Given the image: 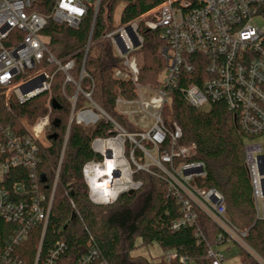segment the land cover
<instances>
[{
	"label": "built area",
	"instance_id": "1",
	"mask_svg": "<svg viewBox=\"0 0 264 264\" xmlns=\"http://www.w3.org/2000/svg\"><path fill=\"white\" fill-rule=\"evenodd\" d=\"M35 1L0 0V99L12 112L9 103L12 94L22 103L48 93L46 112L35 121L13 114L23 134L0 126V153L6 155L0 163V182L16 166L30 167L31 177L35 179L38 163L47 159L46 134L56 119L52 117V85L57 72L64 75L61 92L70 102L71 110L50 192L39 188L35 180L29 188L22 184L11 188L0 184V217L18 225L7 245L0 249V264H25L14 256V245L25 239L34 225L42 224L44 235L72 123L89 127L102 119L112 125L110 135L95 137L91 142V148L102 159L89 160L82 169L92 203L112 204L122 193L139 189L142 181L134 175L145 172L163 181L169 194L181 205L182 217L173 223V229L196 225L198 212L219 227L221 246H211L208 250L212 264L227 261L221 249L226 240L264 264V258L246 242L247 231L238 229L228 218L223 193L199 185L206 170L202 161L190 160L196 146L183 144L182 127L176 122L167 125L163 118L170 95L177 90L196 108L223 104L236 115L237 124L249 137L264 133V27L253 24L255 18H264V0H162L136 20L104 35L122 63L115 69L114 77L130 80L135 88V98L116 100L117 110L132 124L141 125L135 131L126 130L92 97L94 79L86 69L91 37L80 57L66 62L57 59L41 34L48 17L32 9ZM90 3L94 4L96 16L101 0H55L50 17L57 23L77 28ZM141 25L156 31L165 42L161 54L166 75L157 87H149L140 80L136 54L144 46ZM86 81L89 85H85ZM69 85L73 87L71 94L67 92ZM245 162L257 216L264 217L260 208L264 198L262 144L246 142ZM64 192L70 195L69 189L64 188ZM70 201L83 221L75 203ZM197 235L203 236L200 229ZM65 248L64 240L59 241L43 264H59ZM40 251L41 246L34 264H39ZM177 258L187 263L176 252H166L167 260ZM76 264L109 262L91 238L90 249Z\"/></svg>",
	"mask_w": 264,
	"mask_h": 264
},
{
	"label": "trees",
	"instance_id": "2",
	"mask_svg": "<svg viewBox=\"0 0 264 264\" xmlns=\"http://www.w3.org/2000/svg\"><path fill=\"white\" fill-rule=\"evenodd\" d=\"M161 1L101 0L96 16L94 4L90 3L77 28L57 23L50 17L55 0H36L32 9L48 17L41 34L59 60L66 62L80 57L91 37L86 69L94 79L92 97L119 123H124L123 115L116 108V100L118 97L135 98V88L130 80L114 77L115 69L122 63L104 35L136 20ZM122 2L123 8L116 20L115 12ZM140 32L144 37V46L137 52L142 57L140 80L145 84H158L159 75L166 66L161 54L165 42L156 31L143 25ZM63 82V73L57 72L52 85V117L58 118L60 125L56 127L52 124L47 131V159L38 163L35 179L31 177L30 167H11L0 182L5 187L22 184L29 188L36 181L39 188L50 192L55 177L53 170L59 163L71 110L70 102L61 92ZM87 84L89 81H86ZM67 92H73L71 85L67 87ZM47 99L48 93L43 92L21 103L12 94L9 98L12 112L0 99V126L23 134L13 114L33 122L45 114ZM163 118L167 125L176 122L182 127L183 144L196 146L190 160L202 161L206 170V176L198 181L199 185L213 187L223 193L228 218L238 229L247 231L246 242L264 258V217L257 216L245 162V145L249 136L235 123L234 113L221 103H215L208 109L196 108L175 90L164 108ZM111 130L112 125L105 119L89 127L72 123L45 233L43 235L42 224L34 225L28 236L14 245V256L25 264H34L41 246L39 264H43L49 252L64 240L66 248L58 263L76 264L90 249L93 238L109 264H212L208 250L211 246H221L218 238L221 230L202 212L197 214L196 225L173 229V223L182 217L181 205L160 179L138 172L134 178L141 180L142 186L133 193H122L112 204L96 205L91 202L82 169L87 161L102 159L91 148V142L95 137L110 135ZM5 158L6 155L0 153V163ZM64 188L69 189V196ZM70 200L75 203L83 221L75 214ZM17 228V223L0 217V249L7 245ZM198 229L202 231V237L197 235ZM138 238L140 246L157 242L163 254L157 260L133 256L131 252L137 247ZM223 247L227 260L239 257L241 264H259L236 244L226 240ZM234 247L237 251L233 250ZM167 251L176 252L179 257L186 258L187 263L180 262L179 258L167 260Z\"/></svg>",
	"mask_w": 264,
	"mask_h": 264
},
{
	"label": "rangeland",
	"instance_id": "3",
	"mask_svg": "<svg viewBox=\"0 0 264 264\" xmlns=\"http://www.w3.org/2000/svg\"><path fill=\"white\" fill-rule=\"evenodd\" d=\"M91 1H93V0H91ZM122 8H123V2L120 3L119 7L117 8V10L115 12V19L116 20H118ZM253 24L257 27H264V18H255L253 21ZM136 57H137V61H138L140 72H141V62H142L141 59H142V57L139 54H136ZM165 75H166V73H165V71H163L159 75V79L163 80ZM143 84H145V83H143ZM145 85H147L149 87H157V86H159V83L158 84H145ZM205 108L207 109V107H205ZM122 115H123L125 122L124 123L120 122V123L126 128V130L135 131V130H139L141 128V125L132 124L130 119L126 115H124V114H122ZM139 118L140 117L137 116L135 119L138 121ZM42 139H44V138H42ZM247 142L260 143V144H262V146L264 148V133L257 135V136H254V137H249L247 139ZM55 169L53 170V172H55ZM260 206H261L260 207L261 208V216H264V198L260 202ZM262 208H263V211H262ZM140 243H141V240L138 238L136 240L137 247L135 249H133L131 252V254L133 256L141 255V256H144V257L151 259V260H157L158 257H160L163 254V249L161 248V246L157 242H154L152 245H148V246H140ZM221 249H222V251H225V247H221ZM233 250L237 251V247H234ZM225 264H241V263H240L239 257H234V258L228 259L225 262Z\"/></svg>",
	"mask_w": 264,
	"mask_h": 264
},
{
	"label": "water",
	"instance_id": "4",
	"mask_svg": "<svg viewBox=\"0 0 264 264\" xmlns=\"http://www.w3.org/2000/svg\"><path fill=\"white\" fill-rule=\"evenodd\" d=\"M234 121L235 123H237V118H236V115L234 116ZM53 125L58 127L60 125V120L58 118H56L54 121H53ZM55 135H52L51 137H54ZM134 190H130L129 193H133Z\"/></svg>",
	"mask_w": 264,
	"mask_h": 264
},
{
	"label": "snow or ice",
	"instance_id": "5",
	"mask_svg": "<svg viewBox=\"0 0 264 264\" xmlns=\"http://www.w3.org/2000/svg\"><path fill=\"white\" fill-rule=\"evenodd\" d=\"M73 11H79L78 9H73Z\"/></svg>",
	"mask_w": 264,
	"mask_h": 264
}]
</instances>
